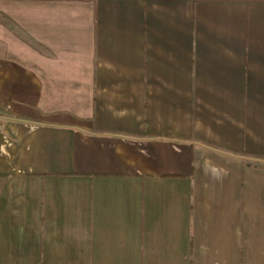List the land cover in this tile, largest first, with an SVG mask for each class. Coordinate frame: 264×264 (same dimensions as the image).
<instances>
[{
  "label": "crops",
  "instance_id": "crops-1",
  "mask_svg": "<svg viewBox=\"0 0 264 264\" xmlns=\"http://www.w3.org/2000/svg\"><path fill=\"white\" fill-rule=\"evenodd\" d=\"M0 264H264V0H0Z\"/></svg>",
  "mask_w": 264,
  "mask_h": 264
}]
</instances>
